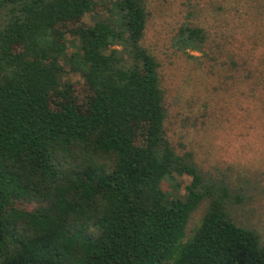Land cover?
<instances>
[{"label":"trees","instance_id":"16d2710c","mask_svg":"<svg viewBox=\"0 0 264 264\" xmlns=\"http://www.w3.org/2000/svg\"><path fill=\"white\" fill-rule=\"evenodd\" d=\"M108 3L85 24L97 0H0V264H264L258 234L229 215L223 182L165 137L144 1ZM66 34L78 43L68 60L77 92L60 81ZM169 39L203 57L214 88L252 92L264 111L262 62H240L190 22ZM174 174L190 178L184 197L162 188Z\"/></svg>","mask_w":264,"mask_h":264},{"label":"rangeland","instance_id":"374dc122","mask_svg":"<svg viewBox=\"0 0 264 264\" xmlns=\"http://www.w3.org/2000/svg\"><path fill=\"white\" fill-rule=\"evenodd\" d=\"M108 1L97 0L95 10L85 14L82 22L91 24L106 16L103 6ZM143 1L147 12L144 41L157 56L164 88L165 137L176 153H190L205 178L223 182L230 197L229 215L236 224L254 230L264 245V111H258L259 97L214 88L203 57L185 56L172 48L169 39L176 26L190 22L205 29L210 44L236 54L240 62L264 64V0ZM65 37L67 61L60 81L77 92L83 87L82 77L68 60L78 43L69 34ZM189 180L187 175L174 174L171 184L163 181L162 188L184 197ZM204 206L205 201L190 214L187 232L198 223Z\"/></svg>","mask_w":264,"mask_h":264}]
</instances>
